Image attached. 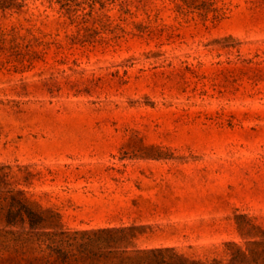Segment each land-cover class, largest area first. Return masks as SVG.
<instances>
[{
    "label": "rangeland",
    "instance_id": "obj_1",
    "mask_svg": "<svg viewBox=\"0 0 264 264\" xmlns=\"http://www.w3.org/2000/svg\"><path fill=\"white\" fill-rule=\"evenodd\" d=\"M106 228L202 263L261 238L264 0L0 7V264Z\"/></svg>",
    "mask_w": 264,
    "mask_h": 264
},
{
    "label": "trees",
    "instance_id": "obj_2",
    "mask_svg": "<svg viewBox=\"0 0 264 264\" xmlns=\"http://www.w3.org/2000/svg\"><path fill=\"white\" fill-rule=\"evenodd\" d=\"M5 1L0 0V7ZM17 214L21 220L41 216L33 212L27 204L15 197L11 198L8 214ZM132 232L135 228H106L73 235L41 233L36 244L42 253L40 264H264V233L258 240L249 242L245 249L235 244H227L229 259L223 263L190 261L175 253L172 248H137L132 246ZM14 244H26L28 237L7 232ZM55 237H59L56 239Z\"/></svg>",
    "mask_w": 264,
    "mask_h": 264
}]
</instances>
